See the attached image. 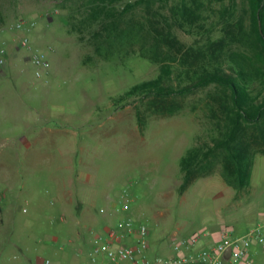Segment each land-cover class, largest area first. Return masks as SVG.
<instances>
[{
  "label": "rangeland",
  "instance_id": "374dc122",
  "mask_svg": "<svg viewBox=\"0 0 264 264\" xmlns=\"http://www.w3.org/2000/svg\"><path fill=\"white\" fill-rule=\"evenodd\" d=\"M89 1L0 0V42L21 66L15 72H10L9 66L0 71V154L13 159L19 178L2 199L9 212L0 227L1 262L57 264L63 256L70 258L82 251L83 264H94L90 260L94 244L90 230L106 229L119 219L148 227L151 258L174 255V243L193 235L217 237L226 228L238 236L247 234L264 215V154L255 156L251 183L245 189L228 187L217 170L180 192L181 157L190 148L211 142L214 135L204 109L207 90L183 98V109L175 116L147 114L142 128L138 118V110H144L142 103L137 99L115 105L114 99L155 78L159 66L140 56L139 45L112 60L97 56L89 29L81 23ZM136 1L124 0L116 6L122 9ZM151 1L153 10L165 16L180 2L169 0L163 5L162 0ZM145 8L140 6L133 16L141 19ZM201 14L200 23L214 38L223 35L226 21H243L245 25L250 21L247 0H213ZM19 21L25 23L21 30L15 27ZM175 30L187 46L206 34ZM24 37L46 53L48 83L35 77L31 53L20 46ZM88 57L92 62L86 64ZM30 119H52L49 124L42 123L59 131L46 132L43 137L37 172L41 181L23 179V167L32 156L26 144L35 139L25 127ZM63 130L70 135L65 137ZM68 156L74 159L77 171L93 178L89 191L97 194L101 213L53 212L58 197L52 179ZM3 190L0 182V192ZM105 199L120 214L117 218L104 219ZM120 200L128 203V211L121 210ZM249 258L252 264H264V247L254 245Z\"/></svg>",
  "mask_w": 264,
  "mask_h": 264
},
{
  "label": "trees",
  "instance_id": "16d2710c",
  "mask_svg": "<svg viewBox=\"0 0 264 264\" xmlns=\"http://www.w3.org/2000/svg\"><path fill=\"white\" fill-rule=\"evenodd\" d=\"M123 1H89L81 23L89 29L94 52L112 60L139 45L140 56L158 65L159 73L114 99L115 105L138 99L144 108L138 110L143 128L147 114L175 116L183 109V98L207 90L204 109L214 135L211 142L200 143L181 157L180 192L217 170L228 187H249L254 158L264 154V0H247L248 25L226 21L218 38L200 23L204 6L213 0H180L168 16L154 11L151 0L117 8ZM143 5L146 14L136 19L133 14ZM176 28L202 30L207 35L187 46ZM91 62V57L86 58V64Z\"/></svg>",
  "mask_w": 264,
  "mask_h": 264
},
{
  "label": "built area",
  "instance_id": "2783aa9c",
  "mask_svg": "<svg viewBox=\"0 0 264 264\" xmlns=\"http://www.w3.org/2000/svg\"><path fill=\"white\" fill-rule=\"evenodd\" d=\"M25 23L16 24L18 30ZM20 46L31 53V64L37 79L49 82L50 66L44 51L32 46L29 39L20 40ZM49 50H52L49 47ZM7 47L0 42V71L7 63ZM122 211H128V203L119 201ZM93 236L91 262L94 264H252L250 252L254 245L264 247V215L247 234L235 235L229 228L222 230L217 237L204 234L202 237L193 235L173 245L174 255L171 257H155L149 255L148 227L131 219H119L114 225L101 230H90ZM209 241L202 247L201 243ZM230 249L227 260L225 254Z\"/></svg>",
  "mask_w": 264,
  "mask_h": 264
},
{
  "label": "crops",
  "instance_id": "0c3cea01",
  "mask_svg": "<svg viewBox=\"0 0 264 264\" xmlns=\"http://www.w3.org/2000/svg\"><path fill=\"white\" fill-rule=\"evenodd\" d=\"M13 59H15V57L11 56V53L9 54L8 52L6 66H9L10 72H15L18 69H21L20 64H16ZM3 113H5V115L7 114V112L4 111ZM51 120L52 119H47L46 121L42 122H44V124L46 125L52 122ZM42 122L34 119H30L29 121L25 122V127L30 133L33 134L35 138H32V141L27 142L26 144L27 150H31L32 156L26 161L27 163L25 167H23V179L25 180H43L42 176L37 175L40 165L39 161H42L41 158L43 156V137L45 136L46 132L47 134H53L54 132L59 133V131L46 127ZM60 132H62L65 137L70 135V132L67 130H63ZM12 162L13 159L11 157L4 155L2 156V154H0V182H3L4 184V190L0 192V227L4 225V222L7 219V213L9 212V210L5 209V203H3L2 199H5L7 193L12 190L13 182L19 180L16 175V168L13 167ZM73 165L74 159L68 156L65 160L64 165L60 166L58 168L59 170L57 169L58 171H60V173L54 176L52 179L56 190V195L58 197V206L53 212H71L76 210L78 212H83L86 214H90L92 212L101 213L102 209H99L96 205L97 194L94 191H89L90 186H92L93 184V178L90 175L85 174L84 172L77 171ZM105 200V206L107 207L104 210V219L106 217L117 218L120 214H116V212L112 210L108 199ZM111 223H115V221L111 220ZM77 235L80 236V233H77ZM208 244L209 241L205 239V242L201 243V246L204 247ZM82 253V251L75 252V254L70 256V258L63 256L64 259H60L57 264H65V261L69 260L73 264H83L86 260ZM2 254L3 253L0 254V264H3L1 262Z\"/></svg>",
  "mask_w": 264,
  "mask_h": 264
},
{
  "label": "water",
  "instance_id": "95a60500",
  "mask_svg": "<svg viewBox=\"0 0 264 264\" xmlns=\"http://www.w3.org/2000/svg\"><path fill=\"white\" fill-rule=\"evenodd\" d=\"M225 257H226L227 260L229 259V257H230V249L227 250V252L225 254Z\"/></svg>",
  "mask_w": 264,
  "mask_h": 264
}]
</instances>
